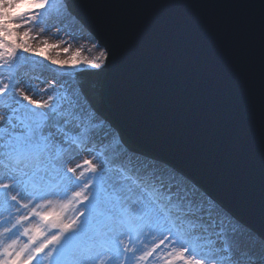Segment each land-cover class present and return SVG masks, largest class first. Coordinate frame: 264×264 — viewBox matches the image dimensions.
<instances>
[{
	"label": "snow or ice",
	"instance_id": "snow-or-ice-1",
	"mask_svg": "<svg viewBox=\"0 0 264 264\" xmlns=\"http://www.w3.org/2000/svg\"><path fill=\"white\" fill-rule=\"evenodd\" d=\"M199 64L258 223L102 111L165 99L161 72ZM0 264H264V0H0Z\"/></svg>",
	"mask_w": 264,
	"mask_h": 264
},
{
	"label": "water",
	"instance_id": "water-1",
	"mask_svg": "<svg viewBox=\"0 0 264 264\" xmlns=\"http://www.w3.org/2000/svg\"><path fill=\"white\" fill-rule=\"evenodd\" d=\"M144 2L181 3L195 0H74V4L80 5ZM200 11L211 17L220 10ZM99 12V9L92 10L94 15ZM206 72L204 64L190 65L185 76L173 78L164 69L161 84L172 81L165 99L151 103L118 99L103 105L102 111L117 124L133 146L171 159L234 212L258 223L259 217L249 210V203L254 196H258V192L253 191L246 175L230 163L223 143L213 133L211 103L198 98L200 91L206 97L212 95L211 85L202 79ZM173 90L181 94L179 99H176ZM155 94L161 95V90L157 88Z\"/></svg>",
	"mask_w": 264,
	"mask_h": 264
},
{
	"label": "bare ground",
	"instance_id": "bare-ground-1",
	"mask_svg": "<svg viewBox=\"0 0 264 264\" xmlns=\"http://www.w3.org/2000/svg\"><path fill=\"white\" fill-rule=\"evenodd\" d=\"M35 32H38V29L35 30ZM45 38L48 39L49 43H51V44L60 43V41L56 38V36L53 33H49L46 36H43V35L41 36V39H45ZM61 39H64V37H61ZM64 47H65V45L61 44L60 48L46 49V51L47 52L49 51L48 52L49 54L58 55L61 59H67L69 56H71L75 53V50L77 47H79V45L73 43L72 48L69 50L68 53L63 52ZM98 54L99 53L95 49H92L91 52H88V51H82L81 52V56H89V57H92V56H95Z\"/></svg>",
	"mask_w": 264,
	"mask_h": 264
}]
</instances>
